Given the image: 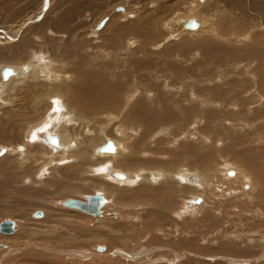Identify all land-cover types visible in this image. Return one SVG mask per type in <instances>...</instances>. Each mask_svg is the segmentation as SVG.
Wrapping results in <instances>:
<instances>
[{"label":"rangeland","instance_id":"rangeland-1","mask_svg":"<svg viewBox=\"0 0 264 264\" xmlns=\"http://www.w3.org/2000/svg\"><path fill=\"white\" fill-rule=\"evenodd\" d=\"M197 1L0 0V37L4 38L1 30L6 31V29L13 36V41L5 42L4 39L0 41V82L2 84H4V71L2 74V70L8 67L11 69L10 66H12V71H9L8 74L10 78L12 77V81L7 84L5 95L3 96V100L9 102L6 104L0 103V150L12 147L13 143L21 141L25 135L23 133L27 131V125L33 122L31 120H36L50 109L51 106L48 102L49 100H47L50 94L58 92L63 95L66 101H73L72 98L83 99L76 92V88H78L76 85H78L79 79L77 76L82 72L80 68L84 64L90 65L92 61L95 63L104 62L106 59L110 61L112 59L116 61L121 60L120 62L125 63V65L117 64L111 73L114 76H127L133 68L130 67L127 61L143 58L145 55H149V57L154 55L153 58L156 59L158 57L157 61L162 62L160 59L164 55L161 54L165 50L164 53L166 57L168 55L169 64L172 61L173 63L177 62V66L179 67L181 65L185 68H188L187 65L190 67V72L185 76L189 81L181 83L185 81V78L182 79L183 73L181 72V67L178 70L181 72L180 74L164 76L165 79L173 77L172 82L169 80V83L166 84L163 77H158L164 83L162 84V81L156 83V90L154 89L153 92H160V88H164V92L154 94L152 97L156 99L157 97L159 98L157 95L163 94L166 101L165 106H169V108L166 107L167 109L163 110L162 106L157 104L155 106L157 113L159 115L161 113L168 115L172 109L175 110L177 108L173 116L176 114L177 116H182L183 113H187V105L188 109H191L193 105H197L200 108L178 123L175 129L180 130L176 131V133L174 130L170 131L171 135H173L171 136L172 138H166L165 143L161 142L162 145L153 141L152 143L149 140L150 142H147L149 147H146H148L150 155L145 152L144 155H146L142 156L140 153L135 152V155L141 158L135 166L144 164L145 168L150 166L152 169L161 170L164 168L165 170L167 169L165 166L167 164L165 163H170L167 171L173 172V174L181 171L195 173L202 166L204 167L200 169L206 168L204 170H209L210 168L211 172L208 178L210 179L209 184H211V188L207 189L209 204H206L205 208L201 209L202 211H197L195 207L186 206V203L190 200L197 198V193L195 192V194L189 196L191 190L189 189L190 191L188 192V186L179 187L178 181L174 178L169 179L168 182H162L159 185L160 187L158 185H152L151 187L143 182L144 185L141 183L139 186L129 190L128 188H120L115 185L108 187L110 186L108 183H102L100 180L96 182L95 177L89 176L90 181L86 185L84 184L86 179L81 181V179H78L79 176L77 177V172L83 168L80 167L76 171L67 170L66 174H63L61 171L58 175L49 174L43 177L45 182L43 181L35 185V183L30 184L29 181L22 180L21 175L24 169L31 168L34 170L40 166L39 163L35 167L32 163L27 164V167L25 165L21 166L20 162H25V160L19 159L21 156L17 155L18 158L14 159L10 155H2L0 156V222L6 219L17 220L16 224L18 223V227H16V232L19 228V223L21 227L22 222L38 225L36 227L32 226V230H30L31 233L34 231L35 234L31 235L33 238L37 237L36 240L24 239L25 242L23 240L16 246L15 252L8 253L7 250L11 248V245L6 243L8 247H3L0 243V246H2L0 248V264H7L12 258L29 253H35L41 257L39 258L41 264L44 262L46 264H264V0H241L242 4H237L235 0H199L198 6H200L198 7L199 9L197 8L196 13H200L197 14L198 17H206V21L202 25L205 27L203 30L193 33L182 29L180 23H174V19L177 17L185 18L184 16L188 15L191 16L190 6ZM47 2H49V5ZM257 3L260 6L258 8H256ZM123 6L126 8V14L114 12L116 7ZM12 13L15 16H12ZM223 14L225 20L230 19L228 23H232L230 24L232 27L235 25V29L238 32L240 29L241 34H237L239 39H242L240 36H245V33L249 37L247 41L242 42L234 40V32L231 35L226 33L224 34L225 36L223 35L224 42H232L236 47H243L245 45L247 49L244 54V57L247 59L241 61L240 64L234 65V63L225 68L222 66L217 67L214 61H211L208 57L204 58L202 54L203 43L214 37L216 38L218 34L216 27L220 25L218 23H221L219 22L221 18L219 16ZM108 16L110 19L107 24L97 31L95 26ZM192 16L195 17L194 15ZM24 19L27 20L24 21ZM232 20H234V23ZM41 21H44V23ZM56 21L65 26L63 30L57 31L51 28ZM209 23L211 25L214 24L212 25V29L209 28L211 26ZM21 24L23 25L21 26ZM41 24H44L42 32L38 30L33 31L35 26L37 27ZM45 24L52 25L46 26ZM132 25H137L146 31L153 29L154 33L149 35L142 32L143 35L142 33H139L140 35L137 33L134 37L124 34V38L120 37L119 39L113 33V31L121 29L123 26ZM26 32L29 34L27 35ZM127 39H130L129 43L126 42ZM34 52L39 55L44 54L47 57L43 61L46 63L45 67L49 66L47 69L49 72L47 73L50 76L52 72L53 75L61 78L62 85L57 88L59 90L56 91L52 87H49L52 83L42 80L37 76L38 73L36 71L34 72L37 75L30 73L26 76V79L17 80L16 77L13 78V66L29 63L33 59L32 55ZM160 66V64L154 63L152 70L156 71L158 69L160 72V69H163V65ZM53 69L54 71H52ZM67 73H73L76 76V81H67ZM136 74L129 75L126 82L131 84L135 89H138L140 86L136 83V80H138V77L135 76ZM22 80L24 82L21 83ZM69 84L72 85L71 90L69 89ZM203 84L204 86L202 87ZM166 87L167 90H165ZM215 87L218 89L216 90ZM256 89L259 90L257 91ZM46 90L47 92H45ZM101 90L104 92L105 89ZM200 96L202 97L200 98ZM37 100H40L39 107L36 106ZM179 102L183 103L180 104ZM256 103L260 106L258 107ZM168 110L170 112H167ZM112 113H115V117L112 114L110 118H106L105 126H102L103 128L112 133L117 126H120V128L128 127L129 124L127 122L118 121L119 114L117 111ZM92 118L100 117L93 116ZM170 120L169 122L166 119L165 122L170 124L172 118ZM193 123L194 126H197L204 133L205 138L199 143L194 142L196 141L194 136L191 141L179 139L178 142L181 132H184L185 135L191 126L194 128ZM195 130L197 131V128ZM195 130H192V133H195ZM141 131L143 132L144 130ZM132 133L134 134L133 131H129L128 139L133 136ZM48 136L46 135V139ZM137 137L139 138V136ZM124 138L122 143L128 142L127 138ZM187 138L189 137L187 136ZM169 139L171 140L169 141ZM155 148L156 150H154ZM152 149L155 153L154 155ZM197 152L200 158L204 157L203 161L199 162L200 159L196 156ZM127 155L131 156V154ZM44 156L46 160L50 159V156L46 152ZM122 159L121 157L119 160L122 164H125ZM166 159L167 161H165ZM204 160H207V162ZM146 161H150L151 163L148 162V164ZM75 164H65L58 169L65 171L64 168L74 166ZM151 164L153 166L155 164V166L152 167ZM224 165L228 168L229 173L228 171L222 172V170H225L223 168ZM49 166L51 167L52 165ZM233 169H238V171L241 169L240 174H243L241 177L244 180L242 178H240L241 181L235 180V184L232 181L230 182V180L227 181L223 175L232 179L235 178V176H232L234 173ZM255 174L263 176L261 178L263 180L262 190L258 187V190H255L252 194L240 192L239 189H243V191L251 189L250 186L252 184L250 183V179H252L251 182L257 181ZM71 175L74 177V182L71 181L72 179L70 180ZM52 179L55 181L53 182ZM59 181H62V184H64L61 188L59 186L62 184ZM101 183L104 188L103 190L107 193L103 195L108 199V204L103 209L102 217L96 218L82 211L74 213L58 204V202L70 198L86 200V196L98 193L96 190L101 187L99 186ZM162 186L167 191L165 195H161V198L159 195L158 197L155 196V199L150 203L146 202L148 201L146 200L148 197L145 193L146 190L144 191L145 198L140 197V199H136L134 196L136 190L142 187H145L144 189L151 188L150 193L155 194ZM181 190L185 192L184 195L189 201L180 200L179 195ZM120 196L123 198L122 201L119 199ZM189 197L193 199H189ZM125 198L127 199L125 200ZM166 200L169 204H173V207L168 206L169 204ZM144 201L147 207L141 206V204H144ZM38 203L42 204L41 206L44 208L37 209L35 205ZM198 204L199 202L195 200L194 205ZM37 210L44 211L45 216L42 219L33 218ZM112 211H116V213L120 214V217L116 218L115 216L117 215ZM185 211H187L186 215ZM47 212L53 216L51 218L48 217ZM169 212L170 214H168ZM131 216L136 217V219L130 222L128 217ZM101 218L105 222L103 221L102 223ZM121 223L126 230L116 226V224ZM131 224L134 225L132 226ZM84 226L91 230L94 235L95 233L100 234L101 238L98 235H95L97 238L84 237L82 230ZM128 227L130 230H128ZM0 235V237L7 236L1 233ZM41 235L59 237L66 242H69L68 238L75 241L73 244H67L66 242L60 244L58 241L55 244H45L46 242H41L42 239L39 238ZM119 235L123 239L113 238V236ZM37 239L41 241H37ZM108 242L121 243L118 246H110ZM99 246L104 247V250L98 251L96 248ZM71 250L76 254L70 255L72 254ZM66 252L68 253L66 254ZM241 261H244V263ZM31 262L35 263L32 260Z\"/></svg>","mask_w":264,"mask_h":264},{"label":"bare ground","instance_id":"bare-ground-1","mask_svg":"<svg viewBox=\"0 0 264 264\" xmlns=\"http://www.w3.org/2000/svg\"><path fill=\"white\" fill-rule=\"evenodd\" d=\"M198 1L195 2L194 4H191L192 6H190L191 16L190 15L184 16L185 18H183V17H177V18L174 19V21H175L174 23H180L182 29H184L186 31H191L193 33L203 30L205 26L203 27L202 25H204V23L206 21V17L205 18L198 17L197 14H200L199 12L196 13L197 8L200 6V5L198 6V3L200 2V1L199 2ZM235 1L237 2V4H239V3L242 4V1L241 0H235ZM48 3L49 2H47V4ZM258 6L259 5L257 3L256 8H258ZM10 10H12V9H10ZM260 10H262V9L260 8ZM114 12H123L125 14L127 13L126 8L124 6L123 7H116L115 10H114ZM13 15H14V13H12V16ZM192 15H194L195 17H193ZM201 16H203V15H201ZM231 16H233V15H231ZM219 17H221L220 18V21H219L221 23H218V24H220L219 26H217L218 28L216 27V29L218 31V34L216 35V38L214 37L215 39L214 38L213 39H209V40H207V41H205L203 43V48H202L203 49V52H202L203 57L204 58L205 57H208L209 59H211V61H214L216 63V65H217V67L222 66V67L225 68V67H228V66H230L231 64H234V63H235L234 65H237L238 63L240 64L241 61H243L244 59H247L246 57H244V54H245V52L247 50L246 49V46L244 45L243 47H236L234 45V43L232 44V42H229V43L228 42H224L223 35L225 33L231 35L232 32H234V34H233L234 40H236V41H242V42L247 41L249 37L247 36V33H245V36H240V37H242V39H239L237 34L238 33L241 34L240 33V29H239V32H238L235 29V25L232 27L230 25L232 23H230V24L228 23V20H230V19L225 20L224 14L222 16H219ZM66 18H68V17H66ZM30 19H32V18H30ZM109 19L110 18L108 16V17H105V19L101 20L95 26L96 30L98 31V30L102 29L107 24V22L109 21ZM26 20L24 19V21H26ZM33 21H35V20H33ZM190 21H191V23L193 22V24L195 25L194 28L187 26L188 25V22H190ZM232 21L234 23V20H232ZM51 22H53V21H51ZM42 23H44V21ZM33 24H35V23H33ZM235 24H237V23H235ZM22 25L23 24H21V26ZM25 25H26V23H25ZM45 25L47 26L48 24H45ZM50 25H52V24H49L48 26H50ZM212 25H214V24H212ZM212 25L209 26L210 29L213 28ZM33 27H34V25H33ZM63 27H65V26L63 24L61 25V23H59L57 21L54 22L53 25L51 26V28L56 29L57 31L63 30ZM43 28H44V24L43 25L41 24V25H38L37 27L35 26L34 29H33V31H37V30L38 31H41V30H43ZM146 28H148V27H146ZM96 30H94V31H96ZM1 31L3 33V37L4 38H1L0 37V41H1V39H4L5 42L13 41L12 40L13 36L10 35V33H9V31L7 29H6V31H4V30H1ZM235 31H237V32L235 33ZM142 32H145V33H147L149 35H151V34L154 33L153 32V29L146 31V30L141 29L137 25L127 26V27L123 26V28H121V29L119 28V29H116L115 31H113V33H115L118 36V39L120 37H123L124 38V34H126V35H128L130 37H132V36L134 37V36L137 35V33L139 34V33H142ZM26 34H27V32H26ZM142 35H143V33H142ZM129 40L130 39H127L126 42L129 43ZM164 51H162L163 54H161V55H164L163 56L164 59L163 58L160 59V60H162V62L157 61V58L158 57H156V59L153 58L154 55H151V57H149V55H145V57L140 56V57H143V58H138V59H135V60L134 59H130V61H127L129 63V65H130V67H133L131 69V72H130L129 75H134L135 73H137L135 76L138 77V80H136V83L139 84V86H140L138 89H135L131 84H129V83L126 82L127 77L129 75H127V76H114L111 73V71L117 66V64L118 65H125V63L120 62L121 60L120 61H116V60H113L112 59L110 61V60H107L106 59L104 62H96V63L94 61H92L90 63V65H85L83 63L84 65L81 66V68H80L82 70V72H81L80 75L77 76V78H79L78 79V83H77L78 85H76L78 87V88H76L77 89L76 92H78L82 96L83 99H81V98H78L77 99L74 96L76 99H73L72 98L73 101H69V100L66 101L65 98L63 97V95L59 94L58 92H54L52 94L49 93L50 95L49 96L47 95L48 96L47 100H49L48 102L50 103V106H51L50 109H48L47 112L44 115L40 116L37 119L35 118L36 120H31L33 122H31V123H29L27 125V127H26L27 131L25 133H23L25 135L22 137V140L21 141H18L17 140L18 142H16L15 144L13 143L12 147L10 146L9 148H3L2 150H0V156L7 154L6 156L10 155L11 157H14V159H17L18 158L17 155H19V156H21V157H19V159L25 160V162H20V165L21 166L22 165H25L26 166L27 164L32 163L33 166L35 167V165L37 163H39L40 166H38L36 169H34V170H32L31 168L24 169V172L21 175V179L22 180L23 179L24 180H27V181L30 182V184L31 183H33V184L35 183V185L43 182L44 181L43 177H46L49 174L50 175H58V174H60L59 173L60 171L63 174H66L65 172H67V170L68 171H70V170L76 171L80 167H83V168L77 172V177L79 176L78 179H81V181L84 180V179H86V181L84 182V184H86V185H88L87 182L90 181L89 176L90 177H95V181L96 182H98L100 180V181H102V183H105V182L108 183L110 185L108 187H111V185H115V186L120 187V188H128L129 190L131 188H135V187L139 186L143 182H145L146 184H148V185H150L152 187V185H158L159 186V185H161L162 182H168L169 179L174 178L175 180L178 181V186L179 187L185 186V185L188 186V192L191 190L190 193H189V196L195 194V192L197 193L196 194L197 198L196 199H193L192 197H189V199H193V200H190L189 201L188 199H186V196L184 195L185 192L183 190H181L180 191V195H179L180 200L181 201L182 200L189 201L188 203H186L187 204L186 206L195 207L197 211H199L201 209H204L205 208V205L206 204H209L208 203V199H209V196L208 195L209 194L207 193V189L209 190V188H211V184H209L210 183V179H208L210 177L209 175L211 173L210 172V168H209V170H204L206 168L200 169V168L204 167V166H202V167H199L198 168L199 170L197 169V171L195 173H193V172H189L188 173L186 171H181L179 173H174L173 174V172L170 173V172L167 171L168 170V165L170 163L169 164L168 163H165V164H167V165H165L166 168H167L165 170H164V168H162L163 170L162 169L161 170H157L155 168L152 169L150 166L145 168L143 166L144 164L141 163L142 161L140 163L143 164V165H140L139 164V165L135 166L136 163H139V159L141 160V158L139 156L137 157L135 155V152L140 153L142 156H145L146 155V154L144 155L145 152L146 153H149L150 151H148V149H147L149 147V144L147 145V142L149 140L151 142L152 141L153 142H157V143H159V145H162L161 142L163 143L165 140H167L166 138H169V137L172 138L171 136H173V135H171V132L170 131L174 130L175 133H176V131L180 130V129H177V130L175 129V127H176V125L178 123H180L182 120L186 119L187 116L192 115V113L195 110H197V109L200 108L197 105H193L192 108L190 106L191 109H188V107H187L188 105H187L186 106V112L187 113H183V115L181 114L182 116H177V114L173 116V113H175L176 112L175 110L177 109L175 107H174L175 110L174 109H172V110L169 109V110H171V113L168 114L169 116L167 114L164 115V114L161 113L159 115L157 113V111L155 109V106L157 104L158 105H161L163 110L169 108V106H165L166 101L164 100V95L163 94H162L163 96L161 94L157 95V96H159V98L157 97L158 99L157 98L154 99L155 97L154 98L152 97L154 94L156 95V94H158L160 92H164L163 91L164 88H162V89L160 88V92H157V91H154L153 92V90L155 89L156 83L162 81L161 82L162 84L164 82H166V84H167V83H169V80L172 82L173 77L172 78L165 79L164 76L165 75L166 76H170V75H173V74H180L181 72L183 73V78L182 79L185 78V81L184 82H181V83H187L189 81L185 76L188 75L187 74L188 72H190V67L187 65V67L189 68L188 69V68L183 67V65H181L180 66L181 67V72L178 71L180 69V67L177 66V62H175L176 63L175 64V63H173L171 61V63L169 64L168 63L169 62L168 61L169 59L167 58L168 55L166 57L165 56L166 54L164 53ZM167 52L169 53V51H167ZM32 56H33V59H32V61H30L31 60L30 59L29 60L30 61L29 63H26V64L21 65V66H13L14 67L13 68L14 69V72L13 73L11 72L13 74V78L16 77L17 80H19V79H26V76L27 75H29L30 73L35 74L34 71H36L38 73V75L37 74H35V75L39 76L42 80H45V81H48V82L52 83V85H49V87H52L53 90L55 89L56 91L59 90L57 88L62 85L61 78H59L56 75H53L51 71H50L51 72V76L47 73V72H49V70H47L49 68V66H46L45 67L46 63H44V61H43L44 59H47V57L44 54H40L39 55V54H36L35 52L33 53ZM158 56H160V55H158ZM172 57H170V59H172ZM154 61H156V62H154ZM154 63L160 64L161 66L163 65L162 66L163 69H160V72L157 69L156 70L157 73H156L155 70H152ZM10 67H11V69L8 67L7 69L4 68L5 70L4 69L2 70V74H3V71H4V76H3L4 77V79H3L4 84H2L0 82V103L1 104H6V103L9 102L7 100H3L4 99L3 96L5 95V91H6V88H7V84L12 81V77L10 78L9 75H8L9 74V71L8 70H11L12 71V66H10ZM231 68H233V67H231ZM171 70L172 71H175V72H172ZM52 71H54V69ZM237 71H238V69H237ZM75 77L76 76L73 75V73L72 74L71 73H67L66 74V78L67 79L66 78L65 79L67 81H69V82H75L76 81L75 80ZM158 77L159 78L163 77V79H165V81L163 82V80L162 79L160 80ZM189 77L191 78L190 75H189ZM243 81H245V80H243ZM22 82H24V80H22L21 83ZM63 82H64V80H63ZM53 85H56V86H53ZM69 86H70L69 89L71 90L72 89L71 88L72 85L69 84ZM203 86H204V84L202 85V87ZM170 87H171V85H170ZM257 87H258V83H257ZM157 88L159 89V87H157ZM101 89H105L104 92ZM215 89H216V87H215ZM127 90H128V92H127ZM165 90H167V87H166ZM256 90L258 91L259 89H256ZM150 91H151V93H150ZM245 91H246V89H245ZM45 92H47V90ZM37 93H39V92H37ZM169 94H171V93H169ZM31 95H33V94H31ZM165 95H166V93H165ZM128 96H130L129 99H127ZM172 96H173V94H172ZM174 96H176V95H174ZM201 97L202 96H200V98ZM234 97H236V96H234ZM173 98H175V97H173ZM200 98H198V99H200ZM250 98H251V96H250ZM257 99H258V97H257ZM221 100H222V98H221ZM82 101H84V102H82ZM228 101H229V99H228ZM250 101H252V100H250ZM256 101L258 102V100H256ZM36 102H37L36 106L39 107L40 106V100H37ZM184 102H186V101L184 100ZM182 103H180V104H182ZM256 104H258V103H256ZM29 105H31V104L29 103ZM259 106L260 105L258 104V107ZM227 107H229V105H227ZM169 110L167 112H170ZM182 110H183V108H182ZM247 110H249V109H247ZM116 111L119 114V115L117 114L119 116V119L117 118L118 121L119 122H123V123L127 122L129 125H128L127 128H124V127L123 128L122 127L120 128V126L115 127L114 128L115 131L112 132L113 133L112 134V133L108 132V130L106 128H103L102 126H105L104 125L105 124V119L106 118L108 119V117L110 118V115L113 114V116L115 117V113H112V112H116ZM162 112H164V111H162ZM103 113H105V114L103 115ZM107 114H109V115L107 116ZM91 116L92 117L93 116H96V117L99 116L100 118L93 119ZM103 116H105V117H103ZM171 118H172V122L170 124H167L165 122L166 119H168V121H169ZM218 119H220V118H218ZM222 120H220V121H222ZM192 125L194 126V123ZM191 127H190V129H188L189 131L186 130L187 132L185 133V135H184V132H181V135L178 138V142H179V139H182V140H190L191 141V140H193L192 138L194 136V139L196 140L194 142L195 143H199L200 141H202L205 138L204 133L201 130H199L197 126H194V128L192 127L193 129ZM195 128H197V131L195 130ZM232 129H234V128H232ZM141 130H144V131L142 132ZM192 130H195L196 132L195 133H192ZM110 131H112V130L110 129ZM129 131H133L134 134L132 133L133 136L129 137V139H128ZM46 135H49L47 137V139H46ZM137 136H139V138ZM187 136L189 138H187ZM124 137L127 138V141L128 142L122 143V141L125 139ZM184 137H186V138H184ZM146 139H148V140L146 141ZM170 140L171 139H169V141ZM108 142H112L114 144V151H106V150H104L103 147ZM157 143H156V146H157ZM132 144H133V146H131ZM168 144L170 145V143H168ZM146 146H148V147H146ZM21 148H23V151H20ZM154 150H156V148ZM164 150H166V149H164ZM123 151L126 152L127 154H131V156L127 155L126 153L123 154L124 153ZM45 152L50 156V159L49 160H46V157L44 156V153ZM107 153H111V154H107ZM152 153H153V155L155 154L154 151H153V149H152ZM163 153H165V152H163ZM158 154H159V152H158ZM149 155H150V153H149ZM149 155H148V157H149ZM196 156H197V158L200 159L199 162L203 161L204 157L202 156L203 158H200V156L198 155V152L196 153ZM121 157L123 158L122 160L124 161L125 164H122L121 161L119 160ZM12 160H13V158H12ZM165 161H167V159ZM204 161L207 162V160H204ZM148 162H150V161H148ZM73 163H76V164L74 166L64 168L65 171L63 169H62L63 171L60 170V169H58L59 167L65 165V164H73ZM155 163H156V161H155ZM227 164H229V163H227ZM49 165H52V166L50 167ZM154 166H155V164H154ZM154 166L152 165V167H154ZM163 166H161V167H163ZM250 166H252V165H250ZM140 167H142V168H140ZM243 167H244V165H243ZM21 168H23V167H21ZM156 168H157V166H156ZM158 168H159V165H158ZM223 168L225 169V170H222L223 173H225L226 171H228L227 170L228 168L225 167V165L223 166ZM101 169H103V171H101ZM193 170H195V169L193 168ZM233 170H234V173H233L232 176H235V178L232 179V178L227 177L226 175H223V176H225V178H226L227 181L230 180V182L232 181V183L235 184V182H236L235 180H237V181L240 180V178H242L241 175H243V174L242 173L240 174L241 169H240V171H238V169L237 170L233 169ZM230 172H232V171H230ZM228 173H229V171H228ZM72 177L70 178V180L72 179L71 181L74 182L75 181L74 180V177L73 178ZM255 177H256V180L257 181L251 182L252 179H250L251 180L250 183L252 185L251 184H250L251 186L249 185L250 188H251L249 191L246 190L248 192L243 191V189H239V191L242 192V193L244 192V193H248V194L251 193L252 194V192H254L255 190H258V187H259L260 190H262L261 187H263L262 186L263 180L261 178H263V176H258V175L255 174ZM53 179H54V177H53ZM247 179H248V177H247ZM247 179H246V182H247ZM54 181L55 180H53V182ZM78 181H80V180H78ZM188 181H190V182H188ZM211 181H213V180L211 179ZM59 183L62 184V181H59ZM102 183L99 185L101 187H99V189L97 188L96 192H98L97 194H102V195L104 194V195H106L107 193L105 192V190H103L104 188L102 187ZM143 185H144V183H143ZM63 186H64V184L60 185L59 188H61ZM162 187L159 190H157L158 189L157 188L156 189L157 191L155 190L156 191L155 194L150 193L151 188L144 189L145 187H142L141 189H137L136 190V193H135L134 196H135L136 199H138V198L140 199V197L145 198L146 195L144 194V191L146 190L145 193L148 196L146 198V200H148V201H146V202L150 203V202L153 201V199H155V196L158 197V195H159V197L161 198V195H165V193L167 191L164 189V187L162 189ZM153 193H154V190H153ZM244 195H246V194H244ZM87 197L88 196L85 197L86 200H87ZM163 197L164 198H167L166 196H163ZM73 199H77V198H73ZM119 199L121 201L123 200V198L121 196L119 197ZM126 199L127 198H125V200ZM158 200H159V198H158ZM195 200L197 202H199L198 205H194L195 204ZM161 202H163V201H161ZM41 203H43V202H41ZM63 203H64V201L58 202L59 205H61L64 208H68L67 210L72 211L74 213L75 212H78V211H82L80 209L68 207V206L64 205ZM143 203L144 204H141L139 202V204H141V206L147 207L145 205V201ZM107 204H108V199H107V202L101 208V214L98 215V216L97 215H92V214L87 213L85 211H82V212H85V213H87L89 215H92L93 217H96V218L97 217H100V216L102 217L103 209H104L105 205H107ZM168 204H169V202H168ZM41 205L42 204L38 203L37 205H35V207L37 209L38 208H40V209L41 208H44ZM172 205L169 204L168 206L173 207ZM159 207H161V206H159ZM32 209H33V207H32ZM73 210H77V211H73ZM37 211H40V210H37ZM112 212H114V211H112ZM162 212H164V211H162ZM47 213H48V217L51 218L53 216L51 213H49V212H47ZM114 213L117 215V216H115L116 218L120 217V214L116 213V211ZM186 213H187V211H185V215H186ZM168 214H170V212ZM127 215H129V214H127ZM44 216H45V214H44ZM43 217H37L34 214V217L33 218L39 220V219H42ZM128 218L130 219V222H131V220L134 221L136 219V217H132V216L131 217H128ZM150 219H153V218H150ZM160 220H162V219H160ZM14 221H15V224H16V221L17 220H14ZM22 221H20V222H22ZM101 221L103 223L104 220H102V218H101ZM118 222H119V220H118ZM17 224L15 225V232L14 233H4V232H0L3 235L4 234L7 235L5 237H3V236L0 237V243L2 244V246L3 247H8V246H6V243L9 244V245H11V248H9L7 250L8 253L15 252L14 250L17 248L16 246L19 245L24 239H27V240L28 239L29 240L35 239L36 240V238H37V237L36 238H33L32 237L31 234H35V233H34V231H33V233H31L30 230H32L31 229L32 226L33 227H36V225H38V224H30L28 222L27 223H23L22 222V225L20 227V223H19V228H18V230L16 232V227H18ZM148 224H150V223H148ZM131 225L133 226L134 224H131ZM116 226L119 227V228H121V229L124 228V225L122 223L121 224H116ZM80 228H81V226H80ZM121 229H119V230H121ZM82 230L84 232L83 235L86 238H90V237L97 238L95 235H98L99 238H101L100 234L95 233V235H94V233L91 230L87 229L85 226L82 227ZM128 230H130V228ZM39 238L42 239V241L41 240H38V239H37V241L46 242L45 244H49V243L55 244L56 241H58L60 244L62 242L63 243L66 242L65 240H61L59 237H50V236H47V235H45V236L44 235H41V236H39ZM113 238H115V239H120V238L123 239V237H121L120 235L119 236H115V237L113 236ZM115 239H113V240H115ZM68 240H69V242L67 241L66 242L67 244H73L74 241H75V240L69 239V238H68ZM24 242H25V240H24ZM150 242H151V240H150ZM108 243L110 244V246H118L121 242H117V243L108 242ZM2 246H0V248H2ZM179 247H181V246H179ZM46 248H49V247H46ZM96 249H98V248H96ZM108 249H110V248H108ZM57 250H58V248H57ZM74 250H76V249H74ZM98 251H103V250H99L98 249ZM67 253L68 252H66V254ZM73 253H75V252L72 251V254H70V255L73 256ZM85 255H87V254H85ZM74 256H76V255H74ZM39 258H41V257H39L38 255H36L35 253L23 254V256L20 255L18 257L12 258V260L9 263H7V264H28V263L32 264L33 262H31V260L32 261H35V263H33V264H36V261H37V264H41V261H39L40 260ZM84 258H85V256H84ZM241 262L244 263V261H241ZM43 264H46V263L44 262Z\"/></svg>","mask_w":264,"mask_h":264},{"label":"water","instance_id":"water-1","mask_svg":"<svg viewBox=\"0 0 264 264\" xmlns=\"http://www.w3.org/2000/svg\"><path fill=\"white\" fill-rule=\"evenodd\" d=\"M188 27L194 28L195 25L193 22H188ZM104 150L106 151H114V144L112 142H108L104 147ZM107 202V199L102 194H95V195H89L87 197V200H81V199H67L64 201V205L76 209H80L82 211H85L87 213H90L92 215H100L101 214V208L103 205ZM35 216L37 217H43L44 213L43 211H36ZM15 221L12 219H6L2 222H0V232L4 233H14L15 232ZM99 250H104V247H98Z\"/></svg>","mask_w":264,"mask_h":264},{"label":"snow or ice","instance_id":"snow-or-ice-1","mask_svg":"<svg viewBox=\"0 0 264 264\" xmlns=\"http://www.w3.org/2000/svg\"><path fill=\"white\" fill-rule=\"evenodd\" d=\"M8 71H11V70H8ZM20 151H23V148H21ZM101 171H103V169H101Z\"/></svg>","mask_w":264,"mask_h":264}]
</instances>
